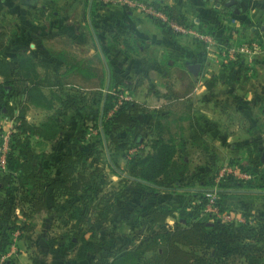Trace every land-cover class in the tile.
<instances>
[{"label":"trees","instance_id":"16d2710c","mask_svg":"<svg viewBox=\"0 0 264 264\" xmlns=\"http://www.w3.org/2000/svg\"><path fill=\"white\" fill-rule=\"evenodd\" d=\"M153 3L173 19L186 23L173 7ZM152 18L167 33H176L160 19ZM16 31L13 21L0 19V75L4 78L0 82V142L4 133L2 116H14L16 121L10 133L6 165H0V258L23 231L35 228L39 215L49 212L55 213L59 225L67 229L57 238L47 237V253L54 250L58 239L73 246L72 257H56L51 264H242L244 260L264 256V209L254 213L244 210L248 219L253 215L254 222L225 220L210 213L201 218L197 210L203 209L207 201L203 192L199 193V202L190 204L193 209H187L186 202L171 203L167 199L146 204L155 190L151 183L166 187L169 184L174 189L186 181L187 158L183 154L186 146L183 138L177 141V132L173 130L172 125L179 120L171 112L178 102L171 86L156 83L149 88L150 96L159 94L157 99L151 96L149 104L155 105L164 98L168 101L153 108L134 98L119 102L123 88L136 91L144 82L139 73L130 75L113 70L106 92L69 90L57 70L50 72L49 60L35 57L26 43L15 41ZM207 86L210 90L213 83L207 82ZM47 91L59 99V105L45 120L29 121L26 113L31 104L50 103ZM82 103L92 106L86 113L89 121L95 124L105 117L110 145L127 158L125 170L131 177L121 179L122 187L110 185L101 141L87 138V125L80 123L67 128L68 110L74 106L82 109ZM141 113L148 118L140 120ZM35 136L41 139L39 143L49 140L57 145L51 150L39 147L32 140ZM192 143L202 159L195 163L201 172L197 182L214 184L217 171L212 175L205 172L206 162L217 158L208 134L197 131ZM133 147L145 153L132 154ZM230 163L254 175L264 171L260 150L247 160ZM226 178L236 188L259 187L253 178L235 179L230 175ZM223 194L226 192L218 193L217 200L221 211L227 207ZM260 196L264 199V193ZM100 199L104 203L96 208L94 203ZM170 217L174 218L172 224L168 221ZM127 221L140 227L129 244L118 246L119 239L113 238L107 245L100 230L111 222L117 228ZM2 264L10 263L5 260ZM32 264L50 263L35 256Z\"/></svg>","mask_w":264,"mask_h":264},{"label":"crops","instance_id":"0c3cea01","mask_svg":"<svg viewBox=\"0 0 264 264\" xmlns=\"http://www.w3.org/2000/svg\"><path fill=\"white\" fill-rule=\"evenodd\" d=\"M146 1L173 7L175 13L195 31L215 34V45L207 49L192 32L167 33L153 18L119 0L103 4L95 0H0V19L4 17L15 23V41L21 45L26 43L35 57L49 60L52 66L50 72L57 70L69 90L109 91L113 70L129 72L130 75L139 73L144 82L136 91L123 88L121 95L129 94L148 104L153 100L151 96L156 99L159 96L156 92L150 96V87L156 83L171 86L184 104V107L172 106L171 112L178 113L180 117L186 109L189 115L187 122L179 119L172 125L177 132V141L183 138L182 142L186 146L183 154L187 155V159L191 158L190 152L192 157L202 161L199 152L193 148L192 136L197 131L208 134L211 148L217 156L214 162L205 164V172L210 175L214 171L218 172V168L225 163L247 160L257 150L263 152L264 0H238L233 6L227 5V0ZM236 6L238 11L235 10ZM191 63L198 64L196 71L190 68ZM3 81L0 75V82ZM84 82L97 84L88 91L79 85ZM207 82L213 83L212 89L209 90ZM165 100L149 105L151 108L160 107L168 102ZM36 108L31 104L26 118L39 123L31 119V112ZM10 117L3 120L5 126L15 124V117ZM138 117L140 120L148 118L143 113ZM32 140L48 150L57 145L49 140L39 143L41 139L37 136L32 137ZM116 156L127 168V158L118 154ZM40 161L47 163L48 159ZM189 172L187 170L186 179H195L194 185L186 187L189 205L199 202L200 192L220 193L225 188L229 190L223 194L224 205L227 206L225 210L238 216L243 215L246 220L254 222L253 215L248 219L244 210L254 213L257 209L243 201L246 197L234 195L236 188L231 186L227 178L218 180L216 172L214 184L200 185L196 178L201 172L195 163ZM250 175L249 179L253 178L258 183L264 179V171ZM230 177L248 179L234 174ZM218 182L228 186L217 189L215 186L219 185ZM182 183L174 188L179 199L184 188ZM242 188L237 189L245 190ZM254 188L259 190L260 187L248 190ZM230 196L238 198L228 202ZM256 196L262 199L260 193H256ZM161 200L166 198L158 196L157 201ZM98 202L94 203L95 207ZM189 205L188 208L193 209ZM202 211V208L197 210V214L206 218L209 214H203ZM16 212L19 213L18 208ZM38 217L36 226H39L38 222L43 218L51 222L58 220L53 212ZM18 246L15 264H20L18 261L23 256L21 253H25L27 248L23 249L20 244ZM246 262L264 264V256L244 260L242 264Z\"/></svg>","mask_w":264,"mask_h":264},{"label":"rangeland","instance_id":"374dc122","mask_svg":"<svg viewBox=\"0 0 264 264\" xmlns=\"http://www.w3.org/2000/svg\"><path fill=\"white\" fill-rule=\"evenodd\" d=\"M97 83L91 84L90 82H84V83H79V85L83 88V89H88V91H90L89 89H91L93 86H96ZM48 94V99L50 101V103L47 105H37L34 104L35 106L38 107V109H33L31 112V119L32 120H36L38 122L43 121L47 118V116L53 112L54 107L59 105V99H57V97H55L51 91H47ZM127 96V98H125ZM51 98V99H50ZM133 97H131V95H126L124 94L123 96L120 94L119 96V102L123 99H131ZM91 101V99H89ZM178 102L176 103V105H181L182 107H184V104L182 103L181 99H177ZM92 103V101L90 102ZM83 104V108L80 109V106H76L79 108L71 107L68 112H67V118H68V122L69 125H67V128H72L78 124H82V125H87L88 127V135L87 138L89 140H100L101 141V147L103 148V153L105 156V165H106V170L109 173V180L110 185H115L117 187H122L123 183L121 181V179H124L125 177H131L129 175V173H126V166L124 164L123 161H120L118 159V157L116 156L117 154L122 157V155H120V151L117 152V150L113 149V146L110 145L109 143V137H107L108 131H107V126H106V122H105V117H100L97 121V123H93V121H89L87 119V111L92 109V106L90 104H87L84 106ZM53 105V106H52ZM188 112L186 111V109L184 110V112L181 115V119H183V122H187L188 119ZM174 117L178 118L177 121L179 120V114H174ZM3 127L4 130H6V128H9V126H5V124L3 123ZM13 126V124L10 126V128ZM147 147L143 148V150H146ZM129 152V151H128ZM130 153L135 154V153H145L142 151H137L135 147L131 148ZM190 154V159H185V162L187 163V170H189L191 172V170H193V166L194 163L198 162V159L196 160L195 157L191 156L192 154L189 152ZM108 155V156H107ZM185 155V154H184ZM112 157H114V159H112ZM185 157H187V155H185ZM261 168L264 170V165H261ZM189 172V173H190ZM195 179H191L190 177H188L186 179V181L184 183H182L183 185V189L180 192L181 194V199L178 198V196L174 193V189L172 188V185H169V187L166 186H160V185H156L151 183V185L154 187V193L152 194V196L147 200L146 204L147 205H152L155 201H157L158 196H160L161 198H166L167 201L169 202H182V203H187L188 204V189L186 188L187 186H191L194 185L193 181ZM246 180V179H245ZM222 181V180H221ZM256 181V180H255ZM254 181V182H255ZM261 182H255L257 183V185L260 187L257 189H251L248 190L249 188H242L245 190H238L236 187L235 191H233V193H235L234 195H238L239 197H246L243 198V201H247L249 203H251L253 205L254 208L256 209H264V199H261L259 197L256 196V193H264L261 191H264V179L260 180ZM122 184V185H121ZM219 185H216L215 187H217V189H222L226 186H228L227 184L224 183H219ZM233 186V185H231ZM222 187V188H221ZM261 189V190H260ZM222 191H227L229 192V190H226L225 188ZM258 191V192H256ZM217 196L218 193L216 192ZM238 198L237 196H230L228 197L227 201H233V199ZM104 203L103 199H100L98 204L96 203V207H100L102 206ZM187 209H189L187 207ZM250 211V210H248ZM125 214V212H124ZM56 216V215H55ZM39 219V217H38ZM50 219L45 220V218L40 219V221L38 222L39 226H35V228L31 231H23L22 234H20L16 239H14L13 244L10 246L9 250L7 251L5 258L4 259H0V264L3 263V261L5 260H10V264H15V252L18 250V245H23V249L25 247L26 248V252L25 253H21L23 254L22 258L19 259L18 263L20 264H28L29 262H32L33 257L35 256H40L43 257L48 263L51 264V262H54V259L56 257H72L73 253L71 251V243H69L68 241L66 242H62L60 239H58L55 243H54V250L50 253H47L46 248H47V243H48V239L47 237H58L59 233L64 232L67 227L65 228L62 224L59 225V221H50ZM168 221L172 224L174 223V220L170 217L168 219ZM58 222V223H57ZM54 224V225H53ZM53 225V226H52ZM140 227H134L132 225V223H130V221H127L125 223H123L120 227H114V223L111 222L110 224H108L106 227H104L103 229L100 230L99 234L102 235V238H104L106 240L107 245L110 243L111 239H119V245L123 244H129V240L132 239V237L134 236V233H136L137 229H139ZM18 233H16L17 235ZM65 243V244H64ZM63 245V246H62ZM30 248V249H29ZM20 253H17V255H19ZM14 257V258H13ZM76 264H79L78 262Z\"/></svg>","mask_w":264,"mask_h":264},{"label":"built area","instance_id":"2783aa9c","mask_svg":"<svg viewBox=\"0 0 264 264\" xmlns=\"http://www.w3.org/2000/svg\"><path fill=\"white\" fill-rule=\"evenodd\" d=\"M101 2H109L110 0H95ZM121 3L135 9H139L147 16L156 17L160 19L162 22L166 23L169 27H171L176 33H187L192 32L195 33L198 40L201 41L207 49L213 47L217 41V36L212 33H208L205 31H195L190 27L187 23H181L176 19H173L169 16V14L162 9L161 7L156 6L151 1L146 0H119ZM127 98V96L125 97ZM12 118V116L10 117ZM9 119L8 115L2 116V121ZM13 127V126H12ZM12 127L6 128L4 133L1 136L0 142V165L5 167L6 165V153L9 149V138L10 133L12 132ZM218 180L226 179L228 175L234 174L243 178H249L250 172L242 170L237 164L233 163H225L219 169L217 173ZM207 201L203 208V214L213 213L217 217H220L225 220L243 222L245 221V217L243 215H236L231 211H223L221 212L220 207L217 205L218 197L215 192L206 193ZM170 223V222H169ZM171 224V223H170Z\"/></svg>","mask_w":264,"mask_h":264},{"label":"water","instance_id":"95a60500","mask_svg":"<svg viewBox=\"0 0 264 264\" xmlns=\"http://www.w3.org/2000/svg\"><path fill=\"white\" fill-rule=\"evenodd\" d=\"M238 2V0H227L226 1V4L229 5V6H233V5H236ZM235 10L238 11L239 8L236 6L235 7ZM190 68L193 70V71H196L198 69V64L197 63H191L190 64ZM262 159L264 160V151L262 152Z\"/></svg>","mask_w":264,"mask_h":264}]
</instances>
